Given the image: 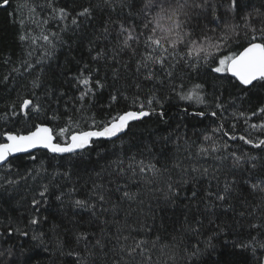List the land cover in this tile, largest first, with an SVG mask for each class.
Masks as SVG:
<instances>
[{
  "label": "trees",
  "instance_id": "trees-1",
  "mask_svg": "<svg viewBox=\"0 0 264 264\" xmlns=\"http://www.w3.org/2000/svg\"><path fill=\"white\" fill-rule=\"evenodd\" d=\"M100 2L9 0L3 5L0 0V142L5 131L27 133L36 124H46L54 130L56 141L65 143L71 133L97 129L124 111L141 110V105L143 110L156 109L130 124L120 137L94 140L79 153L56 156L38 150L1 166L0 264H78L69 252L79 253V264H264V248L259 247L264 243V203L262 195L250 189L251 183L264 182V146L254 147L239 138L251 139L254 145L264 140V114L258 111L264 107V86L246 90L227 73L212 72L216 63L205 66L200 62L193 69L171 60L165 69L155 66V79H145L148 72H138L136 65L145 51V37L140 36L139 45L131 42V48L137 49L133 56L131 49L120 51L123 37L119 31L122 22L137 33L143 31V15L129 17L127 9L97 7ZM171 2L175 4V0ZM142 3L137 0L133 11ZM83 7H91L92 16L77 17L74 25L72 18ZM60 8L68 15L62 18ZM253 10L264 12V0H239L235 8L232 0H207L206 7L188 12L197 35L206 32L214 43H219L216 38L222 31L241 24L238 36H233L237 42L216 53L214 59L218 60L247 45L240 17ZM255 26L259 29L258 21ZM21 35L26 39L21 41ZM252 35L249 30L247 37ZM259 35L257 31L256 42H261ZM185 50L178 46V51ZM98 53L99 58L93 59ZM166 71L173 75L168 77ZM81 72L92 73L89 86L94 92L83 100L79 96L86 89L77 80ZM96 80L104 87L97 88ZM196 84L203 86L198 91L204 103L180 99ZM114 94L117 100L113 102ZM152 96L156 100L149 106ZM24 99L32 100L33 105L22 111L19 105ZM37 105L39 111L34 110ZM197 112L205 115L197 116ZM218 127L221 130L213 132ZM60 128L68 131L59 135ZM206 135L210 139L205 140ZM226 135L237 137L230 140ZM213 145L217 151L212 150ZM201 147L208 153H201ZM231 152L245 160L236 164ZM247 157L257 158L255 169L246 162ZM140 161L155 164L158 171L141 173ZM204 169H208L207 175L202 174ZM225 183L233 188L226 201L209 196L222 193ZM169 184L178 189L175 203L163 198ZM45 185L49 190L41 200L39 192ZM125 192L134 198L125 197ZM100 195L104 201L99 200ZM34 198L41 200L38 209L32 205ZM76 199L95 207H74ZM242 211L243 217L239 215ZM33 216L40 223L30 224ZM253 223L256 229L249 227ZM218 226L225 231L219 232ZM79 233H87V237L77 242ZM33 235L41 238L33 240ZM253 237L256 239L247 249L234 247ZM132 238L147 241L142 255L138 252L129 257L121 250L122 245L133 244ZM97 240L103 248L96 246ZM197 249L193 257L191 253Z\"/></svg>",
  "mask_w": 264,
  "mask_h": 264
},
{
  "label": "snow or ice",
  "instance_id": "snow-or-ice-1",
  "mask_svg": "<svg viewBox=\"0 0 264 264\" xmlns=\"http://www.w3.org/2000/svg\"><path fill=\"white\" fill-rule=\"evenodd\" d=\"M9 0H2L3 5H7ZM207 0L204 3H199L197 0H175V4L171 2V0H143V3L136 11L133 9L137 8V0H101V2L97 5V7H107L112 11H115L116 6H119L121 11L124 9L128 10V16H140L143 15L144 23L142 25L143 31L137 33L136 28L131 26H125L122 22L119 25L120 35L123 39L120 41V51H124L125 49H131L132 55L135 56L137 53V49L131 48V42L136 41L139 45L140 36H144L143 44L145 46L144 53L141 54V59L136 61L137 71L139 72L141 69H144L148 72L145 79L152 80L156 78V72L154 71L155 66H159L161 69H165V65L168 62L174 61L175 63L183 62L188 67L196 69L200 62L203 65L207 66L211 63H216V66L211 69L214 73H230L232 77H234L240 85L244 86L245 89L249 88H258L264 86V12L259 10H253L246 12L240 20L243 22V28L245 30V37L247 40V46L241 45L242 50L237 52H229L227 55H220L218 60H215L214 57L216 53L221 52V49H227L231 43L237 42L233 40V36H238L237 29L241 27V24L237 23L230 26L228 29L222 31L219 37L216 39L219 40V43L213 42V36H209L206 32H201L197 35L196 28L191 25V15H189V9H201L206 7ZM239 0H232V7L235 8L238 6ZM153 9H157L155 13L149 16V13L152 12ZM61 17H65L68 15L64 8L58 9ZM183 15L185 17L184 20L180 19V16ZM92 16V8L91 7H83L81 11L76 13V16L72 18V23L77 24V17L89 18ZM213 17H215V12H213ZM259 22V29L256 28L255 23ZM46 22V21H45ZM251 31L253 35L251 38L247 37V32ZM108 29L105 27L104 32L107 33ZM145 31L147 35L145 36ZM215 32V30H211ZM259 31V40L261 42H256L257 36L256 33ZM44 40H48V36L42 37ZM21 41L25 40L26 37L21 35L19 37ZM178 46H183L185 51H178ZM99 53L93 59L99 58ZM115 59V58H114ZM195 60L196 62H193ZM175 63L170 65V67H174ZM149 65H152L153 68L150 69ZM31 67V65H29ZM87 67V66H85ZM114 75H116V71L114 70ZM166 75L171 77L173 73L171 71H166ZM92 73L89 72L85 75L83 72L79 74L77 77L78 83L85 86V91L80 93L79 99L83 100L86 96L90 94H94L93 88L90 87V79ZM8 77H5L7 80ZM35 86V85H34ZM95 86L97 88H103L104 84L101 81L96 80ZM203 86L200 84H196L193 86V89L180 96L182 100H192L195 99L198 103H204V100L201 97L200 92L198 91ZM175 91V89H173ZM117 95L111 96V101H116ZM155 96H152L148 100L149 106H151L155 102ZM135 102V101H134ZM33 101L29 99H24L23 102L19 105L20 109L23 111L32 107ZM160 107H163V103L161 102ZM217 108H221L222 105L217 104ZM35 111H39V106H35ZM258 111L264 114V107L258 109ZM156 113V109L152 108L151 113L143 110V105H141L140 111H125L122 114H117L106 122H102L97 130H88V131H78L73 132L70 140V143H67L66 146H62L59 143L53 142V132L52 128H49L46 125L36 124L34 126V130L28 131L26 134L14 133L12 131H5L2 133L6 142L0 143V163H4L7 161L8 157L21 152H27L29 149L36 147L37 145L43 146L44 148L49 149L53 153H66L73 152L76 149H83L86 145L90 143L91 138H110L116 136L117 133L123 131L129 124L130 121L139 120L142 117L149 116L150 114ZM197 116H204V112L194 113ZM159 115L161 117L164 116V112L160 111ZM243 115V113H241ZM255 115V113H253ZM211 116L215 117L216 112L213 111ZM57 117H53L56 119ZM71 122V121H70ZM94 124L97 122L94 120ZM222 127V126H221ZM253 128L257 127V125H252ZM221 128L218 127L213 129V132L220 131ZM68 131V128H60L59 135H63ZM241 140H244L246 144H252L253 141L251 139H245L244 136L239 137ZM205 140L210 139L209 136L204 137ZM232 139H236L235 136ZM264 146V140H260L258 144L254 145V147ZM213 151H217L218 148L216 145L212 146ZM199 151L203 154L208 153V149L201 147ZM234 158L236 164H239L241 161L245 160V157L237 156L235 152H231L229 154ZM35 159V157H32ZM256 157H247L246 162H251V168L255 169L257 167L255 161ZM122 163V162H120ZM140 164V172L143 173L145 171H153L156 172L155 164L148 163L144 164L143 161L139 162ZM132 167V165H129ZM121 171L123 169L121 168ZM196 171V169H193ZM203 175L208 174V169L203 170ZM7 183H16V181H7ZM187 183V181H184ZM235 181L232 182L234 184ZM232 184L225 183L224 190L219 194L209 193V196L215 195V199L218 201H226L228 195L232 192ZM95 188H99V185H95ZM250 189L252 192H259L262 195V203H264V182L251 183ZM48 187L45 185L43 190L39 192V196L41 200H43L48 193ZM178 189L174 187L172 184L168 185V191L164 195V200L171 201L175 203V198L178 196ZM193 197L196 196V193L193 192ZM124 196L133 199L134 197L130 195L128 192L124 193ZM57 200H61V196L56 197ZM105 197L103 195L99 196L100 201H104ZM41 200L33 199L32 205L35 209L39 208V204ZM73 206L77 208H94V205L88 204L86 200L76 199L73 202ZM255 208H253V212ZM252 213H249L251 215ZM241 217L245 215L242 211L239 214ZM46 219V218H45ZM200 223L199 220L196 221ZM30 224L36 225L40 223V219L38 216H33L29 221ZM250 228L256 229L258 226L256 224H250ZM55 228V225H54ZM219 232H224V227H219ZM190 231L196 232L198 229L191 228ZM20 235L26 236L28 233L26 231H20V229H15ZM9 235L12 234L13 229L10 227L8 229ZM42 236V234H41ZM41 236L33 235L32 239H40ZM87 237V233H79L77 235V242L84 240ZM119 239V238H118ZM125 241L129 238L124 237ZM133 239V244L128 246H121V250L126 252L129 257H134L138 252L139 254H143L145 251V245L147 241L140 239ZM161 239L160 236L156 237V241ZM211 239V238H210ZM255 237L252 238V241L249 243L238 242L234 244V247L240 249H247L252 242L255 241ZM59 246V245H58ZM96 246L103 248L104 246L100 243L99 240L96 241ZM155 246V242H154ZM164 245L163 247H166ZM259 247L264 248V243L260 244ZM198 249L194 250L191 255L195 257L197 255ZM69 255L76 256L79 264V260L81 259L79 253L77 252H69ZM89 256L94 255V253L89 252ZM123 259V257H121Z\"/></svg>",
  "mask_w": 264,
  "mask_h": 264
},
{
  "label": "water",
  "instance_id": "water-1",
  "mask_svg": "<svg viewBox=\"0 0 264 264\" xmlns=\"http://www.w3.org/2000/svg\"><path fill=\"white\" fill-rule=\"evenodd\" d=\"M227 74H228L230 77H232L230 73H227ZM232 78H234V77H232ZM234 79H235V78H234ZM235 80H236V79H235ZM236 81H237V80H236ZM237 82H238V81H237ZM238 83H239V82H238ZM127 111H137V112H138V111H140V110H133V109H130V110H127ZM144 111H148V112L151 113V111L146 110V109H145ZM124 112H125V111H124ZM122 113H123V112H122ZM122 113H121V114H122ZM192 113H193V112H192ZM146 117H147V116H146ZM143 118H145V117H142V118H140L139 120H141V119H143ZM139 120H133V121H130L129 124H128V126H127L123 131L117 133L116 136H113V137H110V138H95V137L91 138L90 143H89L88 145H86L85 148H83V149H76V150H74L73 152H66V153H53V152H51L49 149L44 148L43 146L37 145L36 147L29 149L27 152L15 153V154L9 156L6 162H4V163H0V167L3 166V165H5V164H6L11 158H13V157H16V156H19V155H27V154L33 153V152H35V151H38V150H43V151H46V152H48V153H50V154H52V155H56V156H64V155H69V154L79 153V152H81L82 150H84V149L90 147V146H91V142L94 141V140H100V139H104V140H114V139L120 137L121 135H123V134L127 131V129H128V127H129L130 124H132V123H134V122H137V121H139ZM42 125H46V124H42ZM46 126H48L49 128H51L49 125H46ZM33 130H34V129H33ZM88 130H97V129H88ZM88 130H84V131H88ZM76 132H78V131H76ZM14 133H15V132H14ZM20 134H26V133H20ZM71 135H72V133L69 135L67 142H65V143H60V142H57V141H56V137H55V135H54V133H53V142H54V143H59V144H61L62 146H66L67 143H70V142H71V140H70ZM226 136H227V138L230 139V140H235V139H232V138H231L230 136H228V135H226ZM235 137H237V136H235ZM4 142H6V140H5V138L3 137V141L0 142V143H4ZM251 145L254 146L253 143H252Z\"/></svg>",
  "mask_w": 264,
  "mask_h": 264
},
{
  "label": "flooded vegetation",
  "instance_id": "flooded-vegetation-1",
  "mask_svg": "<svg viewBox=\"0 0 264 264\" xmlns=\"http://www.w3.org/2000/svg\"><path fill=\"white\" fill-rule=\"evenodd\" d=\"M247 46V45H246Z\"/></svg>",
  "mask_w": 264,
  "mask_h": 264
}]
</instances>
